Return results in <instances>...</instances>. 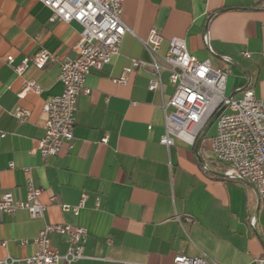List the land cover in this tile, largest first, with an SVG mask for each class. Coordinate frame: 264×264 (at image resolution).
<instances>
[{"label": "crops", "instance_id": "crops-1", "mask_svg": "<svg viewBox=\"0 0 264 264\" xmlns=\"http://www.w3.org/2000/svg\"><path fill=\"white\" fill-rule=\"evenodd\" d=\"M122 1L127 31L118 53L86 76L70 145L42 156L36 149L44 133L42 107L63 88L58 61L41 69L29 64L20 77L6 56L12 55L13 65L41 48L59 60L72 57L82 27L74 20L50 22V10L39 0H0V195L9 191L24 199L29 177L41 189L45 221L86 229L83 257L58 264H173L174 253L254 264L264 255V197L244 180L213 172H223L210 153L213 133L202 137L197 151L196 142L160 143L161 104L173 90L166 71L162 94L148 89L142 69L130 72L124 84L113 78L131 59L149 60L141 39L154 27L163 37L160 54L170 37H182L197 59L230 70L228 96L240 98L249 87L264 98V0ZM22 78L35 80L40 93L19 98ZM17 106L29 111L23 122L14 115ZM82 192L87 196L77 214L61 209L77 205ZM43 223L26 209L0 214V258L31 255ZM51 240L66 252L62 236Z\"/></svg>", "mask_w": 264, "mask_h": 264}, {"label": "built area", "instance_id": "built-area-1", "mask_svg": "<svg viewBox=\"0 0 264 264\" xmlns=\"http://www.w3.org/2000/svg\"><path fill=\"white\" fill-rule=\"evenodd\" d=\"M39 1L50 10V22L74 20L82 27L72 57L59 60L57 55L41 48L13 65L12 55L6 56L7 63L20 77L29 64L41 69L49 62L58 61V78L63 88L60 94L43 104L44 133L37 140L36 147L42 156H49L57 155L64 143L70 145L72 142L77 97L88 91L84 85L86 76L92 68H102L118 53L127 26L121 18L122 0ZM162 40L157 29L151 28L141 39L149 60L131 59L130 65L113 81L124 84L130 72L142 69L149 74L148 89L162 94V73L167 72L173 90L161 104L164 132L160 137V143L167 147L175 139L194 145L206 122L223 106L215 119V132L210 138L211 156L223 166L225 174L248 182L260 197H264V98H257L249 87L243 89L240 98L228 96L225 82L229 69L215 68L208 59H197L187 50L185 40L178 36L170 37L165 53L160 54ZM243 54L249 56L248 52ZM40 91L41 87L35 80L22 78L17 96L23 98L29 92ZM14 115L23 122L28 118L29 111L17 106ZM102 141L105 142L106 137ZM25 172L28 173L29 169L26 168ZM40 191L27 177L24 199L16 198L9 191L0 195V214L26 209L31 217L44 221L33 237L35 250L31 255L18 258L6 256L0 258V264H58L61 259L69 263L83 257L86 229L80 225L45 221L46 206L39 200ZM86 196L82 192L77 205L62 204L61 209L77 214ZM50 201H54L53 196ZM185 219L187 222L191 220L189 216ZM52 234L64 239V254L52 245ZM172 262L218 264L204 255L187 256L182 253H174ZM254 264H264V255L258 257Z\"/></svg>", "mask_w": 264, "mask_h": 264}, {"label": "water", "instance_id": "water-1", "mask_svg": "<svg viewBox=\"0 0 264 264\" xmlns=\"http://www.w3.org/2000/svg\"><path fill=\"white\" fill-rule=\"evenodd\" d=\"M230 97H232V95H230ZM223 109V106L219 107L214 114L210 117V119L206 122L205 126L203 127L200 135L197 138L196 141V151L198 150V144L200 142V140L202 139V137L206 134L207 130L209 129V127L212 125V123L215 121L217 115L219 114V112ZM198 160L199 162L203 165L206 166L204 159L198 154ZM215 174L221 175V176H228L227 174H225L224 172H219V171H213Z\"/></svg>", "mask_w": 264, "mask_h": 264}, {"label": "rangeland", "instance_id": "rangeland-1", "mask_svg": "<svg viewBox=\"0 0 264 264\" xmlns=\"http://www.w3.org/2000/svg\"><path fill=\"white\" fill-rule=\"evenodd\" d=\"M214 132H215V121L212 123V125L207 130L206 137L210 136L211 133L214 134Z\"/></svg>", "mask_w": 264, "mask_h": 264}]
</instances>
